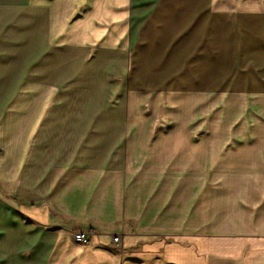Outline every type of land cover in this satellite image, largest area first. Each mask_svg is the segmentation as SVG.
Masks as SVG:
<instances>
[{"label":"crops","instance_id":"crops-1","mask_svg":"<svg viewBox=\"0 0 264 264\" xmlns=\"http://www.w3.org/2000/svg\"><path fill=\"white\" fill-rule=\"evenodd\" d=\"M0 264H264V0H0Z\"/></svg>","mask_w":264,"mask_h":264},{"label":"rangeland","instance_id":"rangeland-1","mask_svg":"<svg viewBox=\"0 0 264 264\" xmlns=\"http://www.w3.org/2000/svg\"><path fill=\"white\" fill-rule=\"evenodd\" d=\"M168 55H169L168 53H164L163 56L161 57V59L164 58L166 60L168 58H170V61H169V67L170 68L168 69V71H166L164 79H166V80L172 79V82H173V80L178 81L185 74V72L182 70V68L184 67V63L179 64V54L178 53L173 54L171 56H168ZM190 57H192V55H190ZM190 79L192 80L193 83L195 82V76L194 75L189 77V81H191ZM159 87H161L160 89L163 92L162 94L165 97L164 100L161 102H157V104L153 107L152 110H150V109L152 108L153 102L145 104L146 110H149V112L151 111L152 116L153 115L155 116L154 119H152V120L156 123H157V120L160 116V113L162 112L164 107L167 105V103L170 101V95L175 97V95H176L175 93L178 90V88H176V86L169 87L168 85H160ZM204 93L207 94L206 91ZM187 94L188 95H192V94L194 95V90L192 88L188 87ZM225 96H227V93L220 94L218 101H215L212 104L211 103H205L204 104L203 110H204V113L206 114L205 117L211 111L212 106H214L216 108V111H219L220 114L223 111H226V115H228L230 113L228 110H230L232 112H236L237 110H241L243 108V106H244L243 103L228 102V100L226 99ZM196 103L197 102H196L195 98L190 97L188 101L178 100L177 102H174L173 105L178 107V111L191 114V113H194V111H195V104ZM163 115L170 117V112H168L166 110L163 112Z\"/></svg>","mask_w":264,"mask_h":264},{"label":"built area","instance_id":"built-area-1","mask_svg":"<svg viewBox=\"0 0 264 264\" xmlns=\"http://www.w3.org/2000/svg\"><path fill=\"white\" fill-rule=\"evenodd\" d=\"M73 238L76 242L83 244V245H87L90 243V235L87 232H83V231H79V232H75L73 233ZM113 243H118L119 237L118 236H114L112 238Z\"/></svg>","mask_w":264,"mask_h":264}]
</instances>
